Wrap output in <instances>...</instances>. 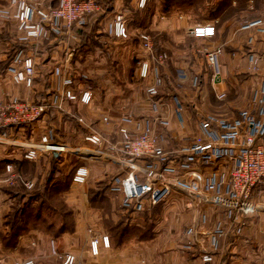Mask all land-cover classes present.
I'll list each match as a JSON object with an SVG mask.
<instances>
[{
	"label": "crops",
	"instance_id": "obj_1",
	"mask_svg": "<svg viewBox=\"0 0 264 264\" xmlns=\"http://www.w3.org/2000/svg\"><path fill=\"white\" fill-rule=\"evenodd\" d=\"M137 3L138 0H131L129 7H132V11L139 14L140 18L144 14L149 15L144 31L164 32L166 36L162 47L167 53V59L158 69L162 85L158 87L157 95L150 97L147 93L148 87L153 83L154 73L143 80V88L139 91L142 95L139 96L135 89L132 99L126 101L128 103L119 98L118 103H114L110 97L112 88L106 87L99 108L101 111L117 110L115 115L109 114L107 123L99 119L88 123L85 127L88 129L87 134L77 145L68 144L57 135L55 137L52 132L54 141L65 145L68 150V153L57 156L60 158L59 166H64L69 159L73 164L69 172L72 170L74 173L80 166H85L88 170L85 184L75 186L70 183L68 191L63 195L66 204L73 210V229L55 237L40 230L25 231L19 236L14 247L6 248L0 243V264H21L27 260H32L34 264H62V260L50 253L47 243L50 237L55 242L57 253L73 254L76 264H203L201 257L204 254H211L218 264H264V212L243 214L216 209L210 203L213 195L226 192L235 156L210 164L196 160L182 167L189 156L188 150L197 137H202L204 142L209 141L207 132L202 128V123L208 117L233 123L240 121V113L256 111L255 98L261 74L251 71L250 58L253 55L261 58L259 66L262 72L264 35L247 26L237 28L229 22L217 23V19L216 24H211L216 29L213 38L195 39L190 36V30L201 24L189 27L184 19L164 23V26L157 25L155 12L149 6L144 10L139 9ZM56 4V1L51 2L53 6ZM124 5V0H115L114 12L127 13ZM13 13L14 7L11 6L10 0H0V32L10 31V27L15 28ZM179 29L184 32L183 35L174 36L173 31ZM139 30L135 29L136 32ZM130 32L132 33L131 30ZM67 34L64 33L60 37L51 36L48 41L43 42L41 51L43 49L46 55H42L43 60H36V78L30 88L11 82V62L4 72L0 73V101L6 102L11 97H17L39 103L48 99L50 94L61 91L65 78H72V89L79 93L85 85L78 83L80 80L76 77L79 75L74 76L77 73L70 70L72 73L67 75L62 71L58 77L55 76L58 67L68 65L67 60L64 61L65 65H62L61 59L55 56ZM204 45L207 49H222L219 56V76L214 81L213 71L206 63L204 51L207 49H204ZM10 49L11 43L0 44V64L6 61ZM146 58L147 56H141V60ZM91 72L92 70L87 72L90 77ZM94 74L100 76L102 72L95 71ZM40 76L45 81L41 89L35 86ZM29 92L39 96L36 99L29 95ZM220 94H224L225 98L218 99ZM235 99L239 103H236ZM67 105L75 104L63 101V108ZM126 105L131 107L129 113L122 111ZM57 122L61 124L59 119ZM96 127L98 134L116 145L121 140L120 127L126 128L132 135L148 131L159 136L169 160L161 163L160 167L152 160L141 161L138 163L137 175L141 181H147L154 171L161 172L165 167L172 169L168 176L178 185L164 203L140 214L122 207L121 195L111 191V186L109 187L112 179L122 172L119 155L107 147L93 146L85 141L89 133H96ZM46 128L47 119L43 118L32 124L10 127L7 134L16 141H38L47 131ZM211 129L219 131L215 125H212ZM246 131V125L242 124L241 137ZM23 152L24 149L17 146L0 145V159L5 161H21ZM101 165L106 168L113 167L114 173L107 169L101 170ZM113 174L117 175L112 178ZM123 175L124 173L120 177ZM89 178L92 181H89ZM210 183L215 184L214 189L208 188ZM105 187L108 188L104 191L103 203L100 206L90 203L87 191H102ZM255 200L264 205V192L255 197ZM9 207L10 201L0 191V232L3 233L6 232L3 223ZM119 225L127 227L125 233H119ZM217 229H221L224 236L218 239L214 247V234ZM105 236L108 237L109 247L104 248L99 243L98 254L93 256L89 250L90 240Z\"/></svg>",
	"mask_w": 264,
	"mask_h": 264
},
{
	"label": "built area",
	"instance_id": "obj_2",
	"mask_svg": "<svg viewBox=\"0 0 264 264\" xmlns=\"http://www.w3.org/2000/svg\"><path fill=\"white\" fill-rule=\"evenodd\" d=\"M56 1V5H51ZM146 0H138L137 6L143 8ZM14 7L12 19L15 21V40L19 43H27L33 47H39L43 42L48 41L51 36L60 37L68 33L74 26L86 24L87 17L100 10L95 0H10ZM247 28L255 29L264 35V21H254L247 25ZM110 37L125 41L130 38L127 22L123 13H115L111 23L107 27ZM216 29L213 25H196L190 30V36L195 39H211L215 36ZM137 39L146 59L138 62V78L142 80L154 73L153 83L148 87L147 93L150 97L157 95V89L162 85L158 69L162 67L167 59L165 53L154 55L153 40L145 32H138ZM222 49L216 47L206 51V63L212 69V81L219 76V56ZM260 59L253 55L250 58L251 71L260 73L261 82L255 98L256 111L254 113H240V121L228 123L216 117H208L202 123V128L207 132L209 141L204 142L202 137H197L193 145L188 150L189 156L182 167L194 161H201L204 164L213 163L216 160L232 158L235 156V163L230 171L227 190L224 194H215L210 198L213 207L220 210L235 211L243 214H256L264 212V205L255 200L261 192H264V70L260 71ZM13 66L9 69L11 82L30 88L36 75V58L31 55L17 53L13 58ZM152 64L157 67L152 68ZM60 71H55V76L60 75ZM73 80L65 78L62 81L61 91L50 94L48 99L39 103L18 100L15 97L9 98L6 102L0 101V144L6 146H17L24 149L21 155L22 160L34 162L43 155L60 156L68 153L67 147L54 141L53 133L47 130L38 141H16L7 134V129L14 126H23L43 120L47 117L50 109L56 111L63 110V101L68 103L78 102L81 105L91 104L94 96V88L87 84L79 93L73 89ZM225 98L220 94L218 99ZM107 123L108 119L103 118ZM80 124H84L83 119H78ZM246 125L247 131L241 137L240 127ZM212 125L218 127L219 131H213ZM121 140L119 144H113L105 140L100 134L92 132L85 137V141L93 146H104L109 150L116 151L119 155V163L122 166L124 175L115 178L109 184L111 191L119 192L121 195L122 207L135 214L150 211L160 203L164 202L172 190L178 185L175 180L168 176L172 172L171 168H164L161 172L154 171L147 181L138 178V163L141 161H154L160 167V162L168 155L164 152L159 136L148 131L132 135L126 128H119ZM241 138V139H240ZM162 160V161H161ZM8 170L11 165L7 166ZM125 170V171H124ZM88 170L85 166L75 169L71 183L75 186L85 184ZM22 182L28 190L34 187V181H23L21 177L12 171L8 176L0 181V185L14 186ZM215 188L214 183L208 186ZM258 190V191H257ZM224 233L217 229L214 234L213 245ZM99 243L104 248L109 247L108 237H94L89 242V250L93 256L98 254ZM50 253L53 257L62 260V264H76V257L66 253L59 255L53 240L49 242ZM203 264H218L211 254H204L201 257ZM21 264H34L32 260H27Z\"/></svg>",
	"mask_w": 264,
	"mask_h": 264
},
{
	"label": "rangeland",
	"instance_id": "obj_3",
	"mask_svg": "<svg viewBox=\"0 0 264 264\" xmlns=\"http://www.w3.org/2000/svg\"><path fill=\"white\" fill-rule=\"evenodd\" d=\"M168 1L169 0H146L144 7L141 9L144 10L146 6H149L151 10L155 12L154 16H156L157 25L161 24L163 26L164 23L168 24L174 21H183L184 19L187 20L189 27L198 23L201 25L213 24L218 18L220 20L222 18L221 23L229 22L237 28L247 26L257 20L264 21V0H222L225 1V3H221V0H203V6L201 4L196 3L195 0L187 6H176L174 4H170ZM130 2L131 0H124V7L128 11L124 14V16L127 22L129 32L130 30L132 31V33L130 32V38L128 40H116L110 37L107 33V27L109 23H111L115 15L114 11L116 9H114L115 6L113 3V5H111L113 6V10L108 12L98 11L94 13L91 17L87 18L86 24L84 25L85 27L83 26L84 28H82V33H79L80 30L77 28H75L74 31H72V29L68 31V34L63 38L64 43L62 44L61 49L58 50L57 54H55L58 59H61L62 65H65V60H67L68 62V65H65L66 67H58V69L56 70H59L60 72L64 71V73H66L67 75L72 72L77 73L74 74V76L79 75V77H76V79L80 80L81 82L78 81V83L80 85L90 84L93 86L95 91L94 97L96 100L95 102L94 100H92L91 103L93 104H90V106H81V104H77L78 102L71 103L75 105H67L66 108H63L64 110L62 111L54 110V112L48 114L47 117L44 118L45 120L47 119L46 129L51 130L54 133L55 137L57 135L58 138L63 139L70 145H77L87 134L86 132L88 129H86L85 127L86 125H88V123L96 121V119H99V121H101L103 118H107L110 115L116 114V109H111V111H101V109L99 108L101 102H103L102 100L104 98L105 93L103 91H105L106 87L109 89L112 88V90L110 89V91L112 92V95L110 97L111 99H113L114 103L117 102V98L123 99L125 102L131 100L135 92L134 90L136 89L138 91L137 93H139V91L143 88V80L139 79L137 76V67L138 62L141 60V56L145 58L146 54L140 49L139 41L136 35L138 32H136L133 27L134 17L132 7H129ZM126 3H128V6L126 5ZM218 7L221 8L219 9ZM145 15L146 14H144V16ZM9 30L10 31H6L5 33L8 37L13 40L16 37L15 28L10 27ZM84 33L86 35H89L90 37L94 36V39L97 40L96 43L98 44V47H95L92 51L86 53L84 52L86 46H82L81 51L83 52L77 53V51H79L80 45L82 44L80 37ZM155 33L157 40H164V32ZM183 33L184 32L180 29L177 31H173V35L176 37L182 36ZM29 46L30 47L28 48L27 54H30L31 56L35 57L36 60L38 58H40V60L44 59L43 57H45L46 54H44L43 49L41 51V46L33 47L30 44ZM204 47L206 46L204 45ZM207 48L208 47L204 49ZM208 50H210V48L205 50L204 54ZM87 57L90 58L88 59ZM155 67L157 66L155 64H152V68ZM70 70H72V72H69ZM90 70H92L91 77L89 76V74H87V72ZM93 71H101L102 74L98 76L95 75ZM83 75L85 76L83 77ZM43 83H45L44 78L40 76V78L36 80L35 86L41 89L43 87ZM29 95H31L32 97L34 96L36 99L37 96H39L33 95L31 92H29ZM141 95L142 94L139 93V96ZM17 99L21 101V99ZM234 101H236V99ZM236 103L239 102L236 101ZM240 104H242V102ZM130 108L131 107H128V105H126V108L124 107L122 111L129 113ZM80 118L84 120V124H80L78 122V119ZM58 119L61 121L62 125L57 122ZM94 130L96 131V133H99L97 127ZM4 161L5 159H0V181L8 176L9 171H12L15 174L18 173V175L23 181H34V185H38L45 183L47 172L50 170L51 163L53 160L51 156L45 155V157H42L37 161L30 163V166L22 168V171L20 169L19 171H16V168H14L13 166H11L10 170H8L7 167L4 168ZM69 162L70 160L67 159V163L61 167L65 174L72 172V170L70 172L69 170L73 164L72 162ZM105 169L109 170L112 173H114L115 171L113 167L106 168V166L101 165V170L107 171ZM122 174V172L119 173V175ZM116 175L117 174H113L112 178ZM89 181H92L91 178H89ZM0 188L2 190H0L1 193L4 194L3 188H6V186L0 185ZM90 191L91 190L87 191V195H89ZM78 194L79 196L81 195L80 190L78 191ZM7 199L10 201V207L14 203H17V201L15 202V200L12 198L10 199L7 197ZM50 240H52L51 237L47 241L48 246Z\"/></svg>",
	"mask_w": 264,
	"mask_h": 264
},
{
	"label": "trees",
	"instance_id": "obj_4",
	"mask_svg": "<svg viewBox=\"0 0 264 264\" xmlns=\"http://www.w3.org/2000/svg\"><path fill=\"white\" fill-rule=\"evenodd\" d=\"M193 1L194 0H169L168 2L176 6H187ZM195 1L202 6L204 4L203 0ZM225 1L221 0L220 2L225 3ZM95 2L99 5L100 12H108L113 10V6L111 5H113L115 0H95ZM126 5L128 6V3H126ZM91 16L92 15L89 17ZM148 16L149 15L146 14L144 17L141 16L140 18L139 14L133 12L134 29H140L145 32L144 30ZM220 22H222V18L221 20L218 18L217 23ZM83 26H74L71 29L74 31L75 28H77L80 30L79 33H82V28L85 27ZM145 33L150 35L154 41V55L165 53L167 56V53L163 51L164 49L162 47L163 42L166 41L165 34H163L164 40L161 41L156 39V33H149L148 31ZM80 39L82 44L79 47V51L76 50L77 53L83 52L81 51L82 46H86L84 51L86 53L92 51L95 47H98V44L96 43L97 40L94 39V36L90 37L84 33ZM7 43H11V49L8 52L6 61L0 64V73L4 72L6 67L13 61V58L17 53L21 52L26 55L28 48L30 47L27 43H19L15 40L13 41L7 36L6 33L0 32V44ZM52 112H54V110L50 109L47 115L51 114ZM51 157L53 161L51 163L50 170L47 172L44 184H35L30 190L26 189L22 182H18L14 186L3 188V193L8 198L14 199L15 202L17 201L16 204L14 203L11 205L9 211L5 215L3 227L6 232H0V243L3 247H14L19 236L25 231L40 230L51 237H55L73 229V210L66 204L63 198V195L69 189L73 173L70 172L65 174L63 169L59 166L60 158L55 156ZM164 159L165 160L163 161L161 160L162 162H160V164L167 162L169 157ZM30 163L33 162H28L25 160L16 162L4 161V168L8 165H11L16 168V171H19V169L22 171V168L30 166ZM107 188L105 187L102 189V191H90L88 195L90 203H96L100 206L101 203H103L102 199L104 200V191L107 190ZM117 228L120 230L119 233H125L127 229V227H122V225H119Z\"/></svg>",
	"mask_w": 264,
	"mask_h": 264
}]
</instances>
